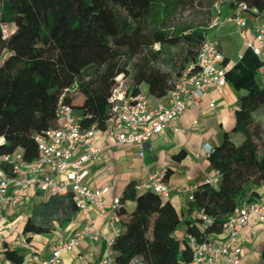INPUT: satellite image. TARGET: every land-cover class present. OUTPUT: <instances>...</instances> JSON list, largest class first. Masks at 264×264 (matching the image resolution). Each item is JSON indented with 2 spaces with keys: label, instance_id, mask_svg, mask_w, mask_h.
<instances>
[{
  "label": "trees",
  "instance_id": "16d2710c",
  "mask_svg": "<svg viewBox=\"0 0 264 264\" xmlns=\"http://www.w3.org/2000/svg\"><path fill=\"white\" fill-rule=\"evenodd\" d=\"M248 5L255 15L264 13V0H225ZM197 0H0V154L23 152L27 162L40 156L36 135L59 125L57 110L66 88L78 82L80 101L67 93L63 100L73 106L83 128H111V92L116 77L124 73L129 90L163 99L208 35L206 24L176 21V16ZM16 30L4 37L2 24ZM160 47L156 48L155 45ZM182 46L181 70L171 68V50ZM260 57L249 47L227 78L245 89L236 110L234 133L208 156L219 172L218 186L205 182L186 201L185 218L167 199L130 183L120 197L124 231L113 249L117 264H129L142 256L145 264H176L192 258L190 246L176 235L186 234L199 242L223 233L224 225L243 203L261 198L264 185V78ZM131 79V82L128 81ZM239 141V142H237ZM168 175V171L166 176ZM133 200L127 214L124 202ZM203 209L213 218L203 227L193 212ZM78 211L71 194L56 195L30 216L23 233H48L71 220ZM9 264H24L25 251L5 243L2 251ZM0 264H3L0 260Z\"/></svg>",
  "mask_w": 264,
  "mask_h": 264
},
{
  "label": "built area",
  "instance_id": "2783aa9c",
  "mask_svg": "<svg viewBox=\"0 0 264 264\" xmlns=\"http://www.w3.org/2000/svg\"><path fill=\"white\" fill-rule=\"evenodd\" d=\"M1 13V4H0ZM220 9L211 22L215 28L225 21H235L241 36L246 39L247 47L259 57L261 65L258 73L264 78V24L255 28L251 38L247 35L249 8L245 2L237 3L233 11L225 18L220 16ZM12 27L10 32L7 28ZM4 37L16 30L14 24H2ZM231 65L220 48L219 42L206 36L195 61L188 63L183 73L174 81L167 96L154 104L149 103L143 91L133 94L129 90L124 73L116 77L109 101L111 104V135L118 144H133L139 154L145 155L147 143L153 136L162 133L170 123L182 115L186 109L199 106L205 96L212 90H222L227 84ZM78 82L66 88L61 96L57 116L59 125L51 127L36 135L40 156L33 162L24 159L23 152L16 150L0 154V232L15 229L11 219V209L29 194V187L35 185L43 193L56 195L71 194L78 210L84 215L83 224L68 238L57 241L47 256H41L29 241V234L17 235L20 247L25 251V264H63L62 255L79 247L84 240L97 241L101 232L95 228L92 211L108 215V227L112 235L107 239L103 256L95 264H117L113 244L121 234V201L116 197L113 203L105 202L104 196L110 185L92 187L86 182L90 166L101 155V148L96 142L97 127L83 128L80 116L73 106L64 102L67 93L78 91ZM211 106H215L212 100ZM5 137H0V144ZM214 147L206 152L209 156ZM51 168L54 173L47 171ZM62 175L60 178L56 175ZM166 168L151 173L147 180L137 185L139 190H151L162 196H169L171 187L166 181ZM220 174L208 178L206 182L218 186ZM194 187L178 189L188 200H194ZM251 213H256L264 224V203L260 201L239 206L224 225L226 238L222 244L209 238L199 242L195 236L185 234V241L192 250V258L179 259L176 264H217L219 257H225L229 264H241L243 243L240 228L248 223ZM195 218L201 219L203 227L210 225L213 218L203 209L193 212ZM129 264H145L142 256L134 257Z\"/></svg>",
  "mask_w": 264,
  "mask_h": 264
},
{
  "label": "crops",
  "instance_id": "0c3cea01",
  "mask_svg": "<svg viewBox=\"0 0 264 264\" xmlns=\"http://www.w3.org/2000/svg\"><path fill=\"white\" fill-rule=\"evenodd\" d=\"M233 11V9H232ZM231 11V12H232ZM228 22V23H227ZM228 25L218 35V42L225 54L231 69L237 64L234 57L235 44L232 30L241 36L235 21H225ZM222 23V24H223ZM221 24V25H222ZM264 24V13L255 15L249 13L247 35L251 38L255 28ZM241 38L245 40L242 36ZM247 49V44H246ZM243 53L239 54V61ZM147 94L146 88L142 90ZM246 93L245 89H237L231 80L222 90H212L204 97L199 106L190 107L175 118L160 134L153 136L147 143L145 155L139 154V149L133 144H118L111 135V128L98 129L96 133L97 145L102 149L99 160L90 166V173L86 182L92 187L99 188L110 185L104 199L113 203L116 197H121L130 183L140 185L154 171L166 168L168 175L166 181L171 187L167 199L185 218L189 217L186 195L178 189L194 187L205 183L208 178L218 177L219 172L211 165L206 150L215 147L223 141L225 132L234 133L236 124V110L240 99ZM148 96V95H147ZM149 103L154 104L160 99L148 96ZM212 100L215 106H211ZM264 120V119H262ZM47 171L54 173L51 168ZM56 174V173H55ZM57 175V174H56ZM59 178L62 175H57ZM264 203V185L259 189ZM56 194L43 193L35 185L29 187V194L11 209V219L15 229H5L0 232V260L9 264L2 252L7 243L10 247H20L16 240L17 235L23 232L26 220L33 215L37 207L53 199ZM248 204V203H243ZM133 200L124 202L127 214L135 209ZM95 217V228L101 232L97 241H82L81 245L72 251L64 252L63 264H95L102 256L107 239L112 235L108 227V215L92 211ZM84 215L78 210L74 217L62 224L55 222V228L48 233H28L29 241L41 256L50 254L52 246L59 240L68 238L82 224ZM124 231L122 226L121 232ZM243 243L241 264H264V224L259 221L256 213H251L248 223L240 228ZM186 234V225L183 224L177 231L178 238L183 240ZM213 241L222 244L225 233L212 236ZM21 248V247H20ZM25 264V263H24ZM217 264H229L225 257H219Z\"/></svg>",
  "mask_w": 264,
  "mask_h": 264
},
{
  "label": "rangeland",
  "instance_id": "374dc122",
  "mask_svg": "<svg viewBox=\"0 0 264 264\" xmlns=\"http://www.w3.org/2000/svg\"><path fill=\"white\" fill-rule=\"evenodd\" d=\"M235 5L234 1H225V0H197L196 4L186 10L181 11L176 16V21L179 22L185 21L189 24H206L208 36L218 40V35L222 33V30L225 29L226 23H221L215 28H211V22L213 18L217 15V9H220V16L225 18L229 15ZM228 23V22H227ZM13 28H7V32H10ZM232 38L235 44L234 48V57L239 61V54L245 52L246 43L245 40L241 38L238 32L235 31V28L232 30ZM156 48H159L160 45L156 44ZM172 61L169 66L175 68L176 71L181 70L184 64V55L182 53V46L173 47L171 50ZM131 82V79H128ZM74 101H80L81 93L79 91L73 93ZM256 117L259 119H264V113L259 112L256 114ZM264 121V120H263ZM239 142V141H237Z\"/></svg>",
  "mask_w": 264,
  "mask_h": 264
}]
</instances>
